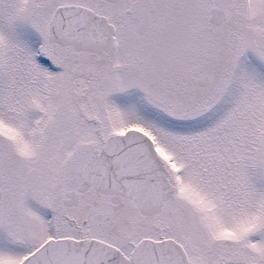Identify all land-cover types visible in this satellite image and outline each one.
I'll list each match as a JSON object with an SVG mask.
<instances>
[{"label":"snow or ice","instance_id":"obj_1","mask_svg":"<svg viewBox=\"0 0 264 264\" xmlns=\"http://www.w3.org/2000/svg\"><path fill=\"white\" fill-rule=\"evenodd\" d=\"M0 264H264V0H0Z\"/></svg>","mask_w":264,"mask_h":264}]
</instances>
